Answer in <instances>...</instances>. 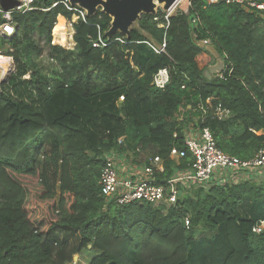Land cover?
<instances>
[{"label":"trees","instance_id":"obj_1","mask_svg":"<svg viewBox=\"0 0 264 264\" xmlns=\"http://www.w3.org/2000/svg\"><path fill=\"white\" fill-rule=\"evenodd\" d=\"M59 1L34 0L33 10L12 14L14 34L0 36L14 68L0 85V264H74L83 250L94 252L89 264H264V181L191 190L169 207L107 202L98 185L102 156L115 148L159 156L160 179L169 177V151L186 150L181 130L194 118L228 155L248 160L264 147V15L192 0L187 12L141 14L129 36H107L110 16L99 10L72 28L66 19L78 14ZM98 37L105 47L92 46ZM206 39L225 63L222 79L204 75L213 62L198 46ZM162 43L165 54H156L151 47ZM163 67L169 83L158 90L152 76ZM208 98L231 116L193 111ZM31 186L42 191L38 199ZM44 205L51 214L36 224Z\"/></svg>","mask_w":264,"mask_h":264},{"label":"built area","instance_id":"obj_2","mask_svg":"<svg viewBox=\"0 0 264 264\" xmlns=\"http://www.w3.org/2000/svg\"><path fill=\"white\" fill-rule=\"evenodd\" d=\"M18 6L4 11L0 6L2 23L0 24V36L7 38L15 32L12 22L13 13H26L33 10L34 0H17ZM183 0H178L170 10L165 11L164 19L174 13L177 5ZM192 0H187L188 7ZM206 4L202 7L219 4L220 0H205ZM68 10L75 11L78 18L84 19L85 15L80 10L74 9L68 0H60ZM226 3H233L247 12H258L264 15V2L257 0H226ZM57 3L53 4L55 6ZM187 12V10L185 11ZM81 15V16H80ZM156 20V18H155ZM162 27V26H161ZM11 29V31H8ZM123 43L122 40L117 39ZM204 45H211L210 40L202 42ZM93 47H105L106 43L101 37L96 42L91 43ZM156 54H165V44L152 47ZM10 59V57H9ZM226 70V66L224 71ZM218 74L223 78V73ZM152 86L158 90H164L169 83L168 69L163 67L158 69L152 76ZM211 99L208 98L203 103L197 102L193 107L194 112L202 116L212 114L217 120H226L231 116L229 109L221 103L211 106ZM191 107L188 106V109ZM197 118L185 126L181 132L183 143L186 150H179L173 147L168 154V159L174 162L175 167L180 160L190 156V163L182 169L173 168L171 175L160 179L166 171L164 160L157 155H148L140 151L135 153L129 151H119L117 148L104 152L103 165L100 171L98 185L100 194L107 202L117 205H127L133 202L147 203L154 206L175 205L182 194L191 190L208 191L213 187L228 184H237L243 181H264V147L258 153L248 159L241 160L235 156L222 152L215 143L212 132L208 128H200L197 125ZM182 121V119H181ZM177 137L175 133L173 135ZM123 138L118 139L121 145ZM131 153L138 157L137 160L129 158ZM185 226L189 227V220L184 221ZM263 221H260L252 228L254 234L261 233Z\"/></svg>","mask_w":264,"mask_h":264},{"label":"water","instance_id":"obj_3","mask_svg":"<svg viewBox=\"0 0 264 264\" xmlns=\"http://www.w3.org/2000/svg\"><path fill=\"white\" fill-rule=\"evenodd\" d=\"M71 5H78L88 11L87 16H92L97 9L111 17V26L106 35L111 36L116 32L129 36L131 25L136 22L141 14H155L153 10V0H68ZM165 1V10L173 7L178 0H158ZM104 2V3H102ZM17 0H0L2 10L8 11L18 6ZM198 46L205 49L213 58L214 62L205 71L204 75L210 80L213 75L222 73L225 63L219 53L212 45L198 43Z\"/></svg>","mask_w":264,"mask_h":264},{"label":"rangeland","instance_id":"obj_4","mask_svg":"<svg viewBox=\"0 0 264 264\" xmlns=\"http://www.w3.org/2000/svg\"><path fill=\"white\" fill-rule=\"evenodd\" d=\"M77 8V10H80L82 13H83V15H86V14H88V11H86L85 9H83V8H81L80 6H78V5H75ZM188 9V3H187V0H183L182 2H180L178 5H177V7H176V9L174 10V13H176V12H185L186 10ZM99 10H101L100 8H98L97 9V11H96V13L99 11ZM159 10H161L162 12H165V11H167V10H165L164 8H163V6L162 5H160L159 7L157 6L156 8H155V14L159 11ZM81 16V15H80ZM78 15H73L72 17H71V19H66V21L68 22V25L69 26H71L72 28H73V25L75 24V23H77V21H78ZM112 20V19H111ZM136 26V23L134 22L132 25H131V27H130V29L131 28H134ZM51 45H55V44H53L52 43V41H51ZM61 47V46H60ZM157 46H154V48H156ZM63 49H66V50H69V48H64V47H62ZM73 49V48H72ZM71 50V49H70ZM2 52H4V50H2V51H0V53H2ZM1 55V54H0ZM2 56V55H1ZM3 57H5V56H3ZM5 58H7L9 61H7V68H6V70H9L8 72L7 71H5L4 72V70H2V69H0V85L2 84V83H4V84H6L7 82H8V79H9V77H10V75H12L13 73H14V68H13V60H12V58H10L9 59V57H5ZM40 62L42 63V67L46 70V71H50L52 68H53V66L54 65H52V62H51V60L50 59H48L47 58V52L46 51H44L43 52V56L41 57V59H40ZM213 62H214V60H213ZM213 62H212V64H213ZM10 66V67H9ZM29 76L27 75L26 76V78H28ZM122 96H120L117 100H115L114 101V103H113V105H114V109L112 110V113L114 114V115H118V111H119V108H120V105H121V101H122ZM101 131H100V133H99V135H104L105 133H107L108 132V129H106L105 128V126L104 125H101V129H100ZM49 153H50V149L46 146L43 150H42V152H41V154H40V159L43 161H46V159H43V157L44 156H46V155H48L49 156ZM128 156H129V158H131V159H135V160H137L138 159V157H135V155H133V154H131V153H129L128 154ZM49 176H50V178H51V180H52V182L54 183V184H56V186L58 185V182H59V170H57L52 164H50V168H49ZM30 189H32V193H31V196L34 198V199H38V197H39V195L41 194V192L42 191H40V189H37V187H34V186H31L30 187ZM57 193V198H58V192H56ZM38 205H40L39 203H37ZM49 213V214H51V208H50V206L49 205H44V206H40L39 208H38V210H37V212H36V214L35 215H33V217H32V219L33 218H35L36 219V224H37V222H39L43 217H44V213ZM36 215H39V216H36ZM94 256V252L93 251H90V250H83L81 253H79V254H75L74 255V258H73V263L74 264H89V261L92 259V257Z\"/></svg>","mask_w":264,"mask_h":264},{"label":"bare ground","instance_id":"obj_5","mask_svg":"<svg viewBox=\"0 0 264 264\" xmlns=\"http://www.w3.org/2000/svg\"><path fill=\"white\" fill-rule=\"evenodd\" d=\"M102 3H104V2H102ZM166 2L165 1H163V2H159L158 0H153V2H152V4H153V10H155V8L158 6H160V5H162L163 6V8L165 7V4ZM171 8H169L168 10H170ZM7 61H9L7 58H5V57H3V56H1L0 55V69H2V70H4V72L5 71H9V70H6V68H7ZM10 67V66H9Z\"/></svg>","mask_w":264,"mask_h":264},{"label":"snow or ice","instance_id":"obj_6","mask_svg":"<svg viewBox=\"0 0 264 264\" xmlns=\"http://www.w3.org/2000/svg\"><path fill=\"white\" fill-rule=\"evenodd\" d=\"M8 31H11V29H8Z\"/></svg>","mask_w":264,"mask_h":264},{"label":"crops","instance_id":"obj_7","mask_svg":"<svg viewBox=\"0 0 264 264\" xmlns=\"http://www.w3.org/2000/svg\"><path fill=\"white\" fill-rule=\"evenodd\" d=\"M150 46V45H149ZM152 48V47H151Z\"/></svg>","mask_w":264,"mask_h":264}]
</instances>
